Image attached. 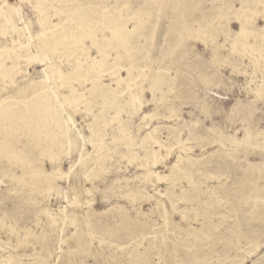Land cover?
Segmentation results:
<instances>
[{"label": "rangeland", "instance_id": "1", "mask_svg": "<svg viewBox=\"0 0 264 264\" xmlns=\"http://www.w3.org/2000/svg\"><path fill=\"white\" fill-rule=\"evenodd\" d=\"M26 26L0 62V264H264V0H0V47ZM42 87L78 97L58 107L74 150L32 116Z\"/></svg>", "mask_w": 264, "mask_h": 264}, {"label": "bare ground", "instance_id": "2", "mask_svg": "<svg viewBox=\"0 0 264 264\" xmlns=\"http://www.w3.org/2000/svg\"><path fill=\"white\" fill-rule=\"evenodd\" d=\"M89 12L87 11V10H81V11H79V12H76L75 14H74V20L73 19H67V20H65V21H63L62 22V30H61V33H60V35H61V37H63L65 34L66 35H68L69 34V30L71 29V24L72 23H76L77 25L79 24V23H85L87 20H88V18H89V14H88ZM95 15V14H94ZM104 16V15H103ZM11 19V18H10ZM98 19V18H97ZM9 20V19H8ZM107 20V19H106ZM88 28V27H87ZM90 28V27H89ZM16 29V28H15ZM59 29V28H58ZM64 29V30H63ZM59 31V30H58ZM114 31V34L113 35H115L116 36V40H117V43L120 45L122 42H123V39H124V34H123V32H122V30H121V27L119 26V25H117V27H116V29H114L113 30ZM112 31V32H113ZM50 32V31H49ZM56 33V34H55ZM57 33H59V32H54V34L57 36ZM47 34V33H46ZM49 34V33H48ZM53 34V35H54ZM243 34V29L242 28H240V30H239V32H238V35H242ZM54 35V36H55ZM46 36V35H45ZM53 36V37H54ZM30 37H31V33L29 32V30H28V27L26 26V27H22V28H18L17 29V38H15V39H13L12 40V45H8V46H1L0 47V62L1 61H3L5 58H10V57H14L15 56V54H14V51H13V49H14V47L16 46V45H25V44H28V41L30 40ZM40 37V36H39ZM50 37V36H49ZM52 38V37H51ZM50 38V39H51ZM55 38V37H54ZM58 38V37H57ZM36 40H37V38H35ZM40 39V38H39ZM46 40V39H45ZM60 41V40H59ZM39 42V41H38ZM50 42V41H49ZM53 42V41H52ZM37 43V42H36ZM45 43V42H44ZM39 44V43H38ZM47 44V43H46ZM40 45V44H39ZM112 45V44H111ZM55 46V45H54ZM113 46V45H112ZM37 47V46H36ZM46 47V46H45ZM48 47V46H47ZM56 47V46H55ZM34 48V47H33ZM42 48V47H41ZM37 49V48H36ZM54 49V48H53ZM40 49H39V47H38V49H37V52L39 51ZM47 50V49H46ZM46 50H45V52L44 53H46ZM42 52V51H41ZM71 52V51H70ZM43 53V54H44ZM47 54V53H46ZM71 54H72V52L71 53H69L68 54V56L70 55L71 56ZM42 55V54H41ZM52 57V56H51ZM53 60V59H52ZM76 66H74V67H72V73H74L73 74V79L75 80H79L78 79V75H77V71L80 69V65L82 64V62L80 63L79 62V60H76ZM50 65V64H49ZM51 65H53V61H52V64ZM54 66V65H53ZM56 66V65H55ZM53 67V74H54V76H56L57 78H59V77H61L62 76V74L64 75L65 73H63L60 69H58V67ZM52 67V66H51ZM50 67V68H51ZM47 69H45L44 68V71H46ZM127 70V69H126ZM51 71V70H50ZM51 72V73H52ZM1 74H3V72L2 73H0V75ZM51 76H53V75H51ZM65 76V75H64ZM76 76V77H75ZM48 78V77H47ZM54 79V78H53ZM63 79V78H62ZM45 80V79H44ZM44 86H45V84H44ZM54 93V94H53ZM59 92H58V90H57V92L55 91V90H52V91H49L48 89H47V87H46V89L45 88H43L42 87V89L39 91V92H36V100H34L35 102H32V103H35V104H32V105H34V106H32V116H36V114L39 112V111H47V110H49L50 111V114L52 115V117L55 119V121H57V124H58V126L62 129V132H61V134H60V137H63V139L64 138H66L65 140H66V144L67 145H69V147H71V149H73L74 150V148L76 147V146H78V143L77 142H79V140L78 141H74V140H72L71 141V139H72V135L74 134V130H73V128L71 129V124H73V122H72V118H70V117H61V113H60V111H59V109H58V107H59V105H61L62 103H64V99H66V102L69 100H72L73 101V103L75 104L76 102H77V100H78V97L77 96H75V95H67V94H64V95H60V94H58ZM131 96L132 95H130V97H129V101H130V105H131V107H133V108H135V109H139L140 108V106H141V103H140V101L138 100V99H131ZM4 100H6L8 103H13V102H15V98H12L11 96H9V97H7V98H4ZM47 101V102H51V101H55V103L57 102V104H55V105H53V104H50V106L48 107V108H44V107H41V103H42V101ZM31 101V100H30ZM18 102V101H17ZM69 103V102H68ZM65 104V103H64ZM67 104V103H66ZM68 105H70V104H68ZM72 105V104H71ZM64 106V105H63ZM29 107H31V106H29ZM61 107V106H60ZM58 109V110H57ZM31 113V112H30ZM63 128H64V130H63ZM75 132H76V130H75ZM77 137H78V135H77ZM76 137V138H77ZM82 138H81V140H82V144L80 145V147L78 148V149H81V151L79 152L80 153V158L78 159L79 160V162L80 163H78L79 165H82L83 164V162H86V160L87 161H89L90 163L92 162V163H94V165H98L99 167L101 166V162H100V160H99V157H97L96 155H95V153L97 152V149H96V143H94V142H92L91 143V145H92V149H91V151L90 152H87V153H84L83 152V149H84V143L86 142V140H85V138L83 137V136H81ZM74 138V137H73ZM77 140V139H76ZM156 142V141H155ZM80 143V142H79ZM159 145V144H158ZM64 146H66V145H64ZM63 146V147H64ZM59 149H61V148H59ZM64 149H65V147H64ZM64 149H62V150H64ZM77 149V148H76ZM58 151V150H57ZM59 152V151H58ZM63 151L61 152V155H63ZM59 155V154H58ZM57 155V156H58ZM54 158L53 159H55V156H53ZM52 158V157H51ZM58 159V158H57ZM57 159H55V160H57ZM59 159H60V157H59ZM54 160V161H55ZM57 163V162H56ZM87 163V162H86ZM73 166L74 165H71V167L69 168V170H71V168H73ZM78 165H76V167H77ZM94 167H95V169H97V166H87L85 169H83V172L85 171V175L87 174V172L86 171H91L92 169H94ZM78 168H80L79 166H78ZM82 168H83V165H82ZM73 169H75V168H73ZM81 169V168H80ZM100 169V168H99ZM32 171H31V173L30 174H27V175H29V177L31 178V181H32V186L34 185V186H36V188L38 189V190H44V193H45V191H46V194H47V198L49 197V195L52 193V191H54V188H55V184L57 183L56 182V180H57V176L56 177H51L46 171H44V169H43V166L41 165L40 167H33L32 169H31ZM68 170V172H71V171H69ZM76 170V169H75ZM177 172V167H176V162L175 163H173L172 165H171V171H170V175L169 176H172V175H174L175 173ZM72 173V172H71ZM71 173H70V175H71ZM75 172H73V174H74ZM55 174H57V170L55 171ZM72 174V175H73ZM76 174V173H75ZM69 175V176H70ZM168 176V177H169ZM74 177V176H73ZM77 178V177H76ZM75 181V180H74ZM56 182V183H55ZM29 184H31L30 182H29ZM29 187V186H28ZM30 188V190L32 189L31 188V186L29 187ZM35 187H33V189H34ZM79 188V187H78ZM33 189H32V191H33ZM56 189V188H55ZM81 190V189H80ZM80 190H79V192H80ZM36 191V190H35ZM51 192V193H50ZM56 192V191H55ZM40 193H41V191H40ZM44 193H43V195H44ZM50 193V194H49ZM54 193V192H53ZM42 194V193H41ZM56 194V193H55ZM52 195V194H51ZM54 195V194H53ZM73 195V194H72ZM69 196V195H68ZM74 196H76V194L74 195ZM78 196V195H77ZM76 196V197H77ZM72 197V196H71ZM75 197V198H76ZM148 196L146 195L145 197H144V199H146ZM67 198V197H66ZM74 198V197H73ZM49 199V198H48ZM68 199V198H67ZM72 199V198H71ZM70 200V199H69ZM75 200V199H74ZM68 201L69 203H72V204H78V203H81V201H76L77 200V198H76V200L75 201ZM86 204V203H85ZM167 212V211H166ZM179 212H180V210H179ZM168 225L169 226H171L172 224V220H171V215H172V211L171 210H169L168 212ZM180 215H181V218L182 219H184L186 222H187V224H189L190 222H191V220H192V214L191 213H184V211H181L180 212ZM194 219H195V217H194ZM85 224H87V223H85ZM157 224H159V223H157ZM161 224V223H160ZM168 226V227H169ZM188 228V226L187 227H184L182 230H185V229H187ZM101 264V263H100Z\"/></svg>", "mask_w": 264, "mask_h": 264}]
</instances>
